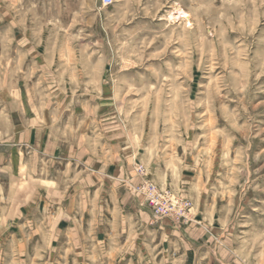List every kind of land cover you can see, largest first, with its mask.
Listing matches in <instances>:
<instances>
[{
    "label": "rangeland",
    "instance_id": "obj_1",
    "mask_svg": "<svg viewBox=\"0 0 264 264\" xmlns=\"http://www.w3.org/2000/svg\"><path fill=\"white\" fill-rule=\"evenodd\" d=\"M0 127L24 181L116 176L156 222L206 229L197 264H264V0H0ZM143 181L196 217H156ZM59 208L39 201L0 233V264H83L68 237L42 245L55 219L83 223Z\"/></svg>",
    "mask_w": 264,
    "mask_h": 264
},
{
    "label": "crops",
    "instance_id": "obj_2",
    "mask_svg": "<svg viewBox=\"0 0 264 264\" xmlns=\"http://www.w3.org/2000/svg\"><path fill=\"white\" fill-rule=\"evenodd\" d=\"M18 141L19 144L6 140L5 129L0 127V233L15 229L17 221L23 215H32L29 209L37 208L40 201L47 209L60 207L61 212L56 215L70 216L76 211L80 216L79 222L83 223L69 228L68 234L60 231L57 224L61 220L55 219L42 238V245L53 249L61 237L63 240L68 237L71 248L80 249L76 254L79 263L197 264V250L211 240L204 227L182 226L169 220L156 222L149 206L135 196L133 189L119 188L116 176L83 180L72 188L74 191L69 171L68 175H64V170L56 176L48 173L41 181L31 175L24 181L21 141ZM154 168L156 183L178 195L181 189L184 195L189 194L188 187L180 186L181 180L177 185L175 170L167 168L161 172L158 166ZM89 186H94L91 191L80 190ZM27 199L31 202L26 203Z\"/></svg>",
    "mask_w": 264,
    "mask_h": 264
},
{
    "label": "built area",
    "instance_id": "obj_3",
    "mask_svg": "<svg viewBox=\"0 0 264 264\" xmlns=\"http://www.w3.org/2000/svg\"><path fill=\"white\" fill-rule=\"evenodd\" d=\"M104 6H110L114 0H101ZM139 190L158 218H171L177 222H188L193 219L194 208L190 201L178 195L160 189L149 181H143Z\"/></svg>",
    "mask_w": 264,
    "mask_h": 264
}]
</instances>
